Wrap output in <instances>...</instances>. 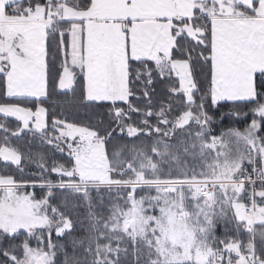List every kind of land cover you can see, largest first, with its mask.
<instances>
[{
    "label": "snow or ice",
    "instance_id": "6c2138e0",
    "mask_svg": "<svg viewBox=\"0 0 264 264\" xmlns=\"http://www.w3.org/2000/svg\"><path fill=\"white\" fill-rule=\"evenodd\" d=\"M0 264H264V0H0Z\"/></svg>",
    "mask_w": 264,
    "mask_h": 264
},
{
    "label": "trees",
    "instance_id": "16d2710c",
    "mask_svg": "<svg viewBox=\"0 0 264 264\" xmlns=\"http://www.w3.org/2000/svg\"><path fill=\"white\" fill-rule=\"evenodd\" d=\"M50 104L53 105V107H52V111L55 112L57 115H59L61 110L58 109L57 107H55L56 99L54 98V100L51 101ZM70 118H72V117H70ZM247 119H248V118L245 117V118H243V119L241 120L240 123H237V124H235V125H232V121H228L226 126H235V127L243 128V127L246 126V124L244 123V120H247ZM82 122L86 123V121H82ZM30 190H31V189H30ZM36 192H37V194H39L40 189H36Z\"/></svg>",
    "mask_w": 264,
    "mask_h": 264
}]
</instances>
